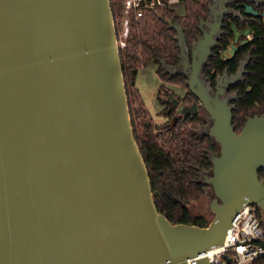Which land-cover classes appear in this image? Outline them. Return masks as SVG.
Returning a JSON list of instances; mask_svg holds the SVG:
<instances>
[{
    "label": "water",
    "instance_id": "95a60500",
    "mask_svg": "<svg viewBox=\"0 0 264 264\" xmlns=\"http://www.w3.org/2000/svg\"><path fill=\"white\" fill-rule=\"evenodd\" d=\"M228 12L212 1L191 61L183 28L167 21L218 147L202 181L213 216L200 226L170 222L153 199L110 0H0V264H186L201 254L190 263L210 264L207 251L245 202L264 224V113L237 132L236 96L225 94L245 62L215 91L202 78Z\"/></svg>",
    "mask_w": 264,
    "mask_h": 264
},
{
    "label": "trees",
    "instance_id": "16d2710c",
    "mask_svg": "<svg viewBox=\"0 0 264 264\" xmlns=\"http://www.w3.org/2000/svg\"><path fill=\"white\" fill-rule=\"evenodd\" d=\"M178 1L183 4V13H178L170 3H158L145 9L141 20H136L132 15L126 36L122 35L124 0H110V5L132 128L149 173L157 209L172 223L205 226L210 220L202 214L192 216L188 207L190 201L205 193L207 184L199 179V170L211 167L207 150L215 151V145L209 138L201 137L196 132L197 126L202 122L201 115L180 118L175 125L170 126L169 120L160 124L152 123L141 104L135 106L136 99L140 96L136 86L140 67L155 65L159 78L184 84L183 75L171 76L163 68L162 62L175 63L178 54L174 38L176 32L167 21L183 28L186 41L191 46L200 34L198 25L206 17L211 0ZM227 29L230 30L228 27ZM231 34L230 30L222 36L219 49L227 46ZM245 56L248 58L243 79L237 82L238 95L232 100V123L237 132L248 116L264 113V19H259L254 24L252 37L238 47L235 55L224 66L219 58V50L215 49L210 58V68L217 67L222 71L228 66L229 72L234 73ZM162 113L166 114L164 111ZM258 174L264 180V169H260ZM257 214L264 230L258 207ZM246 264H264V256H258Z\"/></svg>",
    "mask_w": 264,
    "mask_h": 264
},
{
    "label": "flooded vegetation",
    "instance_id": "af4514ba",
    "mask_svg": "<svg viewBox=\"0 0 264 264\" xmlns=\"http://www.w3.org/2000/svg\"><path fill=\"white\" fill-rule=\"evenodd\" d=\"M212 1L213 0H211L210 4L212 3ZM220 3L225 4V6L229 9V12L224 15L222 30L217 38L218 44L212 49V53L209 56L208 61L202 70V78L205 80V83L210 86L212 91H215L216 83L219 78H223L225 73H227L228 76L233 75L240 68L243 62H245L246 64L248 58V56H245V58H243L240 61L239 66L234 73L229 72L228 66H225L222 69V71H219V68L217 67L210 68V63H211L210 58L214 55V50L215 49L219 50V58L221 59L224 66V64H226L229 61V59L235 55L238 47L241 46L242 44L247 43L248 40L252 37L254 24L257 23L259 19H264V0H220ZM245 5H251L252 9L256 12V14L245 13L244 11L246 8ZM208 17H209V6H208V13L204 19H208ZM233 26L238 31V37L236 42H234L237 48L234 50V53L231 54L229 52V49L235 35ZM227 27L230 28L232 32L231 37L229 39L227 46L223 49H219L218 46L221 42L222 36L226 33H229L230 31L229 29H227ZM199 35H197V37ZM176 45H177V41H176ZM186 45L188 47L189 61H191L192 45L189 46L187 41H186ZM177 48H178V54L176 58L177 61L175 63L164 61L162 62V64L164 70L169 75L175 76L181 74L185 77V81L184 84H180L159 78L161 83L158 85L156 98L160 103V105L162 106L161 112L164 111L166 113L165 117H167L168 118L167 120L170 121V126L175 125L177 120H179L180 118L187 119V118H192L194 114L195 115L200 114L202 117V122L197 126L196 132L201 137L207 136L210 142L215 145V151L212 149L207 150L208 156L212 153H218L217 145L212 141L210 136L206 135V132L211 124V121L208 118V114L202 107V104L200 103L199 99L189 90V87L186 84V80H187L186 76L183 73L179 72L180 71L179 68L181 67V64H180V49L178 45ZM242 79H243V75L240 79L236 80L234 83H231L228 86H226L225 94L235 95L236 96L235 99H236L238 95L236 85L237 82ZM174 86H177L179 90H182L181 94H177L174 92V90H172ZM232 100L230 101L231 103ZM210 168L199 170V179L201 181H203L207 175L211 174ZM205 192L210 194L212 198L213 192L208 184L206 185Z\"/></svg>",
    "mask_w": 264,
    "mask_h": 264
},
{
    "label": "built area",
    "instance_id": "2783aa9c",
    "mask_svg": "<svg viewBox=\"0 0 264 264\" xmlns=\"http://www.w3.org/2000/svg\"><path fill=\"white\" fill-rule=\"evenodd\" d=\"M158 3L162 4L159 0H124L122 27L125 25L128 30L132 15L136 20H141L145 9ZM215 247L218 248L217 251L211 255L206 253L210 264H246L258 256H264V230L255 204L245 202L240 207L224 233L221 244ZM224 255L230 256L231 260L228 261ZM200 256L203 255L186 258V264H191L190 260Z\"/></svg>",
    "mask_w": 264,
    "mask_h": 264
},
{
    "label": "rangeland",
    "instance_id": "374dc122",
    "mask_svg": "<svg viewBox=\"0 0 264 264\" xmlns=\"http://www.w3.org/2000/svg\"><path fill=\"white\" fill-rule=\"evenodd\" d=\"M162 3H170L178 13H183V4L178 0L165 1ZM126 26L124 25L122 35L126 36ZM161 83L159 77L155 72V65L148 67H140V71L137 75L136 86L139 90V98L136 99L135 106L141 104L145 109V115L151 120L152 123L160 124L165 122L168 118L161 112L162 106L156 98L158 85ZM170 86V85H169ZM173 88V87H171ZM175 93L181 94L182 90H179L177 86L172 89ZM211 200V195L204 193L200 198L192 200L188 203V207L192 216L204 215L208 220L212 219V212L209 210L208 204Z\"/></svg>",
    "mask_w": 264,
    "mask_h": 264
},
{
    "label": "bare ground",
    "instance_id": "6f19581e",
    "mask_svg": "<svg viewBox=\"0 0 264 264\" xmlns=\"http://www.w3.org/2000/svg\"><path fill=\"white\" fill-rule=\"evenodd\" d=\"M160 2H165V1H169V0H159ZM218 248L217 247H213V248H210L208 251H207V254L208 255H211L213 252L217 251Z\"/></svg>",
    "mask_w": 264,
    "mask_h": 264
}]
</instances>
